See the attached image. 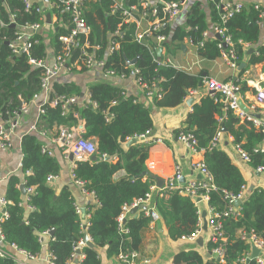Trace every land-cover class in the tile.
Returning <instances> with one entry per match:
<instances>
[{
    "label": "trees",
    "instance_id": "trees-1",
    "mask_svg": "<svg viewBox=\"0 0 264 264\" xmlns=\"http://www.w3.org/2000/svg\"><path fill=\"white\" fill-rule=\"evenodd\" d=\"M161 1H157L155 6L151 7L156 11L155 17L162 22L159 33L166 36L169 45L172 44L179 49L183 40L188 38L197 46L201 56L205 58L220 56L218 38L203 40V32L209 29L210 24H219V26L224 25L227 33L232 37L238 65L243 60L245 44L254 46V51L248 60L249 64L264 61V46L256 45L261 19L251 4L247 9L243 7L240 12L220 24L222 11L216 6L218 0H208L211 9L208 17L198 3H193L186 11L183 26L178 25L172 29L170 23L165 22ZM176 1L180 5L183 0ZM138 3L139 0H127L125 7L137 4L138 8ZM84 7L83 15L92 29L88 41L99 46L96 52L104 56L105 70H113L125 77L132 72L125 59L132 60L138 57L133 68L139 71L137 77L140 83L150 85L154 82L161 93L160 97H152L153 105L176 106L185 99L189 90L199 87L201 84L199 74H188L171 67L157 68L146 46L151 44L153 49L151 40L146 39L145 43H137L133 40L134 24H122L121 11L114 9L112 0H88L84 3ZM151 7L147 9L149 15H151ZM6 8L10 11L14 9L19 11L16 16L17 24L41 21V14L36 13L34 9L24 11L22 0H7V4L0 0V112L16 110L20 101L27 103L38 92L42 75L41 68L29 65L24 54H12L6 44L13 38L15 32L11 26L1 25V22L8 21ZM53 10L62 21L54 37V51L57 53L61 47L59 37L69 33L70 21L58 2L53 3ZM57 23L59 24L58 21ZM121 24L123 27L121 37L113 35ZM108 35L109 39L119 43L118 50L108 54L109 56L106 54ZM33 39L36 43L31 48L32 57L36 60L44 59L46 53L41 38L34 35ZM147 40L150 42L148 43ZM77 93L78 91L71 90L69 86L67 88L64 84L54 82L51 96L57 94L77 96ZM89 102L80 111L77 106L71 107V110L78 112L84 124L82 136L94 140L95 154L101 160L77 162L72 173L76 180L83 182L85 189L94 193L99 203L93 206L88 229L93 246L86 245L82 248L84 257L79 264H100L97 250L101 248L105 249L107 258L116 257L120 251L141 253L144 232L149 229L152 221L151 213L146 214L145 210L140 208L136 217H126L123 225L127 233L122 232L118 227L117 216L124 204L129 205L143 198L154 182L144 163L148 146L136 143L123 151L120 145L127 138L150 131L152 121L148 107L139 98L128 95L120 87L108 83L92 85L89 89ZM42 120V125L47 128L52 127L53 124L70 126L77 121L72 113L62 117L59 108L50 107H47ZM222 127L225 128V133L233 138V144L239 145L247 153L248 163L252 168L264 167V151H255L264 140L262 127L257 129L251 122L242 121L232 110H224V104L218 93L208 95L194 104L192 111L178 130L192 132L197 138L198 148L201 146L205 149L204 162L212 174L216 187L215 191L209 193L208 202L218 210H221L225 204L223 199L225 192L236 195L241 186L245 185L238 168L224 151L218 148L206 150L216 130ZM178 130L176 133H179ZM20 146L22 171L31 172L29 175H24L25 185L35 186L34 194L27 202L34 209L24 221V210L18 205L22 201V192L16 186L19 178L11 175L5 193L7 216L0 221L3 241L14 243L18 248L33 254L40 248L39 234L53 230L47 248L54 256V264H65L72 247L81 237L79 232L81 220L75 213L74 200L67 188L54 198V190L46 183V179L49 175L57 174L59 165L54 157L41 152L39 138L33 133L24 134ZM105 155L109 158L118 156V161L114 164L109 160L104 161L102 156ZM120 169L126 172V179L112 182L111 176ZM157 199V205L162 209L166 232L171 240L190 235L198 228L197 208L189 195L182 194L178 190L171 191L166 203L164 202L165 205L161 198ZM220 220L222 236L225 240L220 239L217 242L209 240L206 247L208 251L216 247L223 248L221 258L213 256L204 259L197 250L189 249L178 251L173 257L172 264H259L255 258L247 259L245 263L241 262L249 252L251 244L241 240L239 234L252 230L264 241V188H254L246 199H242L239 215L221 217ZM0 264H13V262L10 259L0 258Z\"/></svg>",
    "mask_w": 264,
    "mask_h": 264
},
{
    "label": "crops",
    "instance_id": "crops-1",
    "mask_svg": "<svg viewBox=\"0 0 264 264\" xmlns=\"http://www.w3.org/2000/svg\"><path fill=\"white\" fill-rule=\"evenodd\" d=\"M27 1H29L33 6L40 7L41 16L43 17L44 22L38 29V33L36 34V36H39L41 38V42L44 45L46 53L45 60L48 64H51L53 62V57L56 54L54 51V37L56 35L58 25H62V21L61 19H59L57 13L53 10V6L50 4V0ZM121 1L123 3V6H126L127 0ZM157 1L159 0H139L138 4H140L141 2H146L150 5V8L151 6H155ZM233 1L243 3V7H246V9L250 6V4L253 6L254 3H258L259 8L264 13V0ZM2 2L4 4H7V0L5 2ZM162 3L164 2H161V4ZM193 3H198L200 9H202L207 14V17L209 16L211 9L209 7L208 0H183L181 2L180 15L172 22H170V26L172 29L178 25L183 26L186 11ZM135 7L137 8V4ZM138 9L139 6L137 10L134 9V17L132 19V23L134 24L133 34H135L136 31H144L151 26L153 21L158 19L157 17H153L152 15H149L147 13L142 15L140 14V11H138ZM47 13L50 15V23L47 22ZM259 18L261 19L259 22L260 34L256 45L264 46V14L263 17ZM57 21L59 22V24L57 23ZM212 30L213 25L210 24L209 29L206 32H208L209 37L213 36V38H217L216 35L212 33ZM167 41L165 40L164 42L158 44L157 47H161L159 55L156 54L157 47L153 45L152 49V45L149 44V47L153 50L152 52H150V56L152 58V61L156 64V67H171L184 71L188 74L201 75V84L199 85V87L197 89L189 90L185 99L176 106L156 107L155 105H153L152 99L144 95L142 88L137 83V81H140L137 77L139 71L137 68H133L134 65H127L128 67L132 68V72L125 77L116 72H114L113 75L107 74L106 72H104V70H101L102 68L96 66H82L80 69H62L52 81V90L54 82H57L60 84H64V87L68 88L69 86L71 90L78 91L76 96V106L79 111L83 107H85L84 105L86 103L89 102L90 87L98 83H108L110 85L120 87L128 95H133L139 98V100L148 107L149 115L152 121V127L150 129V137L147 142L136 141L135 143L127 145L129 140H126L121 143L120 147L123 151H126L129 146L136 143H141L148 146V154L144 163L148 173L153 177L154 182L149 187L151 197L147 202V206L148 209H151L152 212L157 215V217L155 220L152 218V221L149 224V229L144 232L140 253L142 256L140 257L148 259L149 264H172L173 257L178 251L189 249L197 250L204 259L215 256L213 252L208 251L206 247V243L207 241H209L208 237L210 230L208 226H206L205 229L203 228V223L208 219L210 215V205L208 202L209 199L206 200L199 197L192 198L198 212V225L201 227V232L194 240H171L166 232V228L162 219V209L157 205V198H161L162 203L167 201V199L169 198V195H164L161 189L165 187L167 179L174 173L176 166L179 167L181 172V179L178 183V186L183 187L192 180L201 179V174L197 169L193 168V164L200 161H205V152L203 151L204 148L199 146L200 148H198L197 151L190 150L183 143L177 140L178 133H176V131L181 127L187 115L192 111L193 105L199 103L201 99L207 97L208 95L213 94L210 93V90L204 83V79H213L218 82H233L237 84L239 86V97L241 98L240 102L246 109L245 112H247L248 114H252L256 119L260 121L261 126L264 127V99H262L260 102L256 100V94L259 90H262V92L264 93V61L254 64L248 63L250 54L254 51V46L248 44H245L243 46L244 57L242 62L245 63V66L239 70L238 67L240 64H237L236 68L233 69L229 67L220 56H217L215 58H205L201 56L197 51V46L193 45L188 38H185L183 40L182 45L179 49L175 48L172 44L169 45V42ZM149 42L150 40L148 41V43ZM108 46L109 45L107 44L106 54L108 52ZM249 49H252V52L250 51L249 53H247ZM95 53L98 58L104 57L100 56L97 52ZM107 56L109 55L107 54ZM136 70L138 71L137 73L135 72ZM189 99H192L191 103H188ZM39 103L40 99H34L33 97L30 98V100L26 103L27 112L16 117L17 124L15 127L14 135L12 137L15 142L14 147L6 151H0V175L5 177L4 180L0 183V197H5L8 178L11 175H16L19 178V182L16 184L18 188H20L19 185L22 183V181H24L25 172L22 171V166H20V164L22 165V152L21 146L19 144L21 140L19 141V138L21 139L22 135L24 134L33 133L39 138V140L41 141V145H48L49 149L53 152V156L51 157H54L59 165V171L55 175L56 178L49 183L46 181V183L49 184L54 190V198L56 195H59L63 189L67 188L70 191L75 205L84 208L91 207L93 209V206H96L94 198L84 195L80 191V188L74 184L70 176L72 158H65L61 154V150L58 145L53 141V136L55 135L56 126H58V124H53L52 127L47 128V126L44 127L41 122V128H38L37 132H29L30 127L35 122L36 109ZM73 124L74 127L76 125L77 129L82 128V130L84 131V124L79 115L77 121ZM255 127L257 129L259 128V126ZM92 141L94 142V140ZM259 146L262 150H264V140L259 144ZM216 148L224 151L241 173L246 186V191L244 193L243 199H246L249 196V193L252 189L264 188V168L258 171L257 169L252 168V166L248 162H245L235 151L233 138L231 136L227 135L224 132L223 136L220 139V143ZM94 156L96 157L95 160H101V158L96 156V154H94ZM102 157V160H109L113 164L118 161V156L109 158V156L105 155ZM95 160L90 159L91 162ZM126 176V172L123 169H120L111 176V181L118 182L123 178L126 179ZM157 180L160 181L162 187H158ZM21 192V197L23 200L24 192ZM21 208H23L24 210L23 220L25 221L32 209L28 208V204H25ZM2 209L3 207L0 205V220L2 217ZM140 210L141 209H138L135 213H131L129 211L126 217H136L139 214ZM203 213L204 216L202 217ZM42 241L46 242L47 244L49 241V237H42ZM198 241H200L201 243H198ZM5 245L6 243L0 239V247H3ZM47 250L48 248L46 246L43 247L41 250V254L45 255L47 253ZM8 251L13 256L22 259V257L18 255L13 249L9 248ZM97 252L100 264L118 263L116 258L117 256L109 258L106 257L104 248L98 249ZM249 253L251 257L252 246H250ZM262 258L264 260V254L262 255ZM5 259H10L13 264H16L10 257ZM29 262L30 264H46L42 260V258L35 259ZM72 264L75 263L73 262Z\"/></svg>",
    "mask_w": 264,
    "mask_h": 264
},
{
    "label": "built area",
    "instance_id": "built-area-1",
    "mask_svg": "<svg viewBox=\"0 0 264 264\" xmlns=\"http://www.w3.org/2000/svg\"><path fill=\"white\" fill-rule=\"evenodd\" d=\"M6 1V0H2ZM88 0H50V4L53 6L54 2H58L69 17L70 28L69 33L65 36L59 37V42L61 43L60 50L54 55L53 62L48 64L44 59L36 60L31 55V48L36 40L33 39L34 35L38 32V29L43 24V17L41 16V21L34 23H25V24H17L16 16L19 11L14 9L10 11L9 8H6L8 12V21L1 22L2 26H11L15 32L14 36L10 41H7L6 44L9 46L11 53L14 55L25 54L27 57V62L29 65L34 67H39L42 69V75L39 81V89L38 92L33 95L34 99H40V103L36 109V118L34 124L30 127L29 132H37L38 128H41V122L43 115L46 112L47 107L50 108H59L60 115L62 117H66L69 113H72V116L77 119L78 113L74 109L71 110V107L76 106L77 98L76 96H68L66 94H57L51 96L52 90V81L58 75V73L62 69H80L82 66L92 67L96 66L102 68L107 74L113 75V70H105L104 62L105 58H98L96 56V51L99 50V46L96 44H92L88 41L89 34L92 32L91 25L86 21L83 15L84 3ZM114 3V9L120 10L122 14L123 22L122 24H130L132 23V19L134 17V9L137 8L132 5L131 7L123 6L121 0H112ZM24 11L27 12L31 8L34 9L36 13L41 14V10L39 6H33L29 1L22 0ZM149 4L146 2H141L139 4L138 11L140 14L147 13V9H149ZM217 8H220L222 11L220 13V24L225 23L228 19L233 17L235 13L240 12L243 9V3L238 1H230V0H218L216 2ZM181 3L176 0H166L162 4V13L165 17V22L170 23L175 18H177L181 13ZM254 9L259 12V17H263V11L259 8L258 3H254ZM156 11L154 7L151 9V15L155 17ZM122 24L118 26V29L113 33L118 37H121V31L123 30ZM162 28V22L157 19L153 21L150 27L145 29L144 31L138 32L136 31L133 34V40L137 43H145L146 39H150L155 47L158 44L164 42L166 40V36L162 33H159ZM212 33L220 38L218 43V48L220 50V57L223 61L231 68H236V55L233 50V41L230 34L227 33V28L224 25H213ZM213 36L209 37L208 32H203V40L211 39ZM191 42V40L189 39ZM108 52L107 54H111L114 51L118 50L119 43L109 39L108 40ZM201 46L202 43L200 42ZM150 52L153 50L149 47V44H146ZM226 46V47H224ZM138 72L137 70L135 71ZM121 76L124 77L123 74ZM140 80V79H139ZM138 85L142 88L144 95L152 99V97H160L161 93L156 88L154 82L150 85L146 83L138 82ZM204 83L207 85V88L212 93H218L221 97V101L224 104V110L230 109L232 110L241 120L251 122L254 126H259L261 128V123L258 119H256L252 114H248L241 108L240 95H239V86L233 82H218L213 79H204ZM264 99V93L262 90H259L256 95V100L260 102ZM86 103L84 106H87ZM93 105V103H92ZM27 112V104L23 101H20L19 106L16 110L11 112L4 111L0 112V151H6L14 147L13 135L15 131V127L17 124V116L21 114H25ZM264 131V127H262ZM82 128L77 129L76 125H58L56 126L55 135L53 136L54 142L58 145L61 150V154L65 157H71V170L70 176L75 185L80 188V191L87 196H91L94 198L95 204L98 205V201L92 191H88L83 187V182L76 180L72 173L73 168H75L77 162H85L90 161L91 156H93L96 152L95 143L88 138H84ZM150 131H145L140 135H135L131 138H127V140L136 139V141H146L149 139ZM223 136V132L221 128H218L211 138L209 142V146L206 150L211 151L216 148L220 143V139ZM21 139L19 138V141ZM177 140L183 143L186 147H188L192 151H197L198 149V141L196 136L189 131H179L177 134ZM20 144V143H19ZM235 151L238 155L245 161L249 162V156L247 153L240 148L239 145H234ZM264 151L258 146V149L255 151ZM205 152V149H203ZM41 152L46 153L48 156H53V152L49 149L48 145H41ZM21 166V164H20ZM193 168L197 169L201 174L200 180H192L188 182L185 186L180 187L178 183L181 179V172L178 166L175 167L174 173L167 179L166 185L162 188V193L164 195H169L171 191L178 190L182 194L189 195L191 198H201V199H209V193L211 191H215L216 187L213 183V178L210 170L207 168L205 162L200 161L193 164ZM264 167L257 168L258 171L263 169ZM26 175L31 174L30 171H25ZM4 176L0 175V183L4 180ZM56 178L55 175H49L46 181L49 183ZM25 181H22L20 185H23L24 189V198L21 202L18 203L20 207H23L27 204L29 197L34 194L35 186H26L24 185ZM19 185V187H20ZM154 187V186H152ZM246 191V186L242 185L240 191L233 195L231 193H224V205L221 210H218L216 206H210V215L206 220V224L209 228V237L208 240L212 242H217L220 239H223L222 231H221V217L229 216V215H239V208L235 205V201L243 199L244 193ZM151 197L150 190L149 192L141 199H137L133 201L131 204H124L121 208L120 213L117 216L118 227L124 233H127V229L124 227V219L126 218L127 213L133 208L138 207L139 209L145 207L146 214L152 212L151 209H148V201ZM7 201L4 196L0 197V205L3 207L1 210L3 220L7 214L5 213ZM29 209H34L33 206L28 205ZM75 213L80 216L79 223V232L81 237L78 239L76 244L72 247L71 254L66 261L65 264H79L83 259L84 255L82 254V248L86 246V242H91V237L89 235L88 229L90 226L91 212L92 208H84L78 205H74ZM0 220V221H1ZM201 232V227L198 228L187 236H181L182 240H194L199 233ZM47 236L49 240L51 239V235L49 231H44L39 234V243L40 248L36 253L30 254L20 248H18L14 243H6L5 246L0 247V258H11L16 264H30L29 261H33L35 259L42 258V260L46 264H54V256L47 250L45 255L41 254V250L43 247H47L48 244L42 241V237ZM86 237L84 240L83 237ZM239 238L243 241H248L251 246H254L258 249L259 253L255 258L256 262L259 264H264V260L262 255L264 254V241L252 230L250 232H241L239 234ZM0 239L3 240V236L0 233ZM13 249L18 255L22 257H15L9 253L8 249ZM79 251V253H78ZM213 254L216 257L221 258L223 255V248L216 247L212 250ZM118 263L122 264H149V260L146 258L140 257L139 253L135 251L123 252L120 251L117 254ZM250 253H246L245 257L241 259L242 263H245L247 259H250ZM222 261V259H221Z\"/></svg>",
    "mask_w": 264,
    "mask_h": 264
},
{
    "label": "water",
    "instance_id": "water-1",
    "mask_svg": "<svg viewBox=\"0 0 264 264\" xmlns=\"http://www.w3.org/2000/svg\"><path fill=\"white\" fill-rule=\"evenodd\" d=\"M46 18H47V22L50 23V15H49L48 13L46 14ZM216 37H217L218 39H220L218 36H216ZM160 50H161V47H157V48H156V54H157V55L160 54ZM250 51L252 52V49H249V50L247 51V53H249ZM137 59H138V57H136V58H134V59H132V60L125 59V62H126L127 65H134ZM244 66H245V63H244V62H241L240 65H239V67H238V69L240 70V69H242ZM210 93H212V92L210 91ZM191 102H192V99H189V102H188V103H191ZM241 108H242V110L246 111V109L244 108V106H243L242 104H241ZM221 129H222V132L224 133V132H225V128L222 127ZM135 142H136V139H131V140H129V142L127 143V145L132 144V143H135ZM70 158H71V157H70ZM91 159H92V160H95L96 157L93 155V156H91ZM157 185H158V187H162L160 181H158V180H157ZM20 189H21V191L24 192L23 185H20ZM235 205H236V206H240V205H241V200H237V201H235ZM142 208L145 209V207H142ZM138 209H139L138 207H133V208L130 210V212H131V213H135ZM151 216H152V218H153L154 220H155L156 217H157V215L154 214L153 212H151ZM203 216H204V213L202 214V217H203ZM206 226H207V224H206V221H205V222L203 223V228L205 229ZM52 233H53V230L49 231V234H50L51 236H52ZM83 239L85 240L86 237L84 236ZM198 243H201V242L198 241ZM86 245H88V246H90V247L93 246L92 242H86ZM78 253H79V251H78ZM258 253H259L258 249H256L254 246H252L251 258L256 257V256L258 255Z\"/></svg>",
    "mask_w": 264,
    "mask_h": 264
},
{
    "label": "bare ground",
    "instance_id": "bare-ground-1",
    "mask_svg": "<svg viewBox=\"0 0 264 264\" xmlns=\"http://www.w3.org/2000/svg\"><path fill=\"white\" fill-rule=\"evenodd\" d=\"M161 2H164V1H161ZM257 95V94H256ZM96 153V152H95Z\"/></svg>",
    "mask_w": 264,
    "mask_h": 264
}]
</instances>
